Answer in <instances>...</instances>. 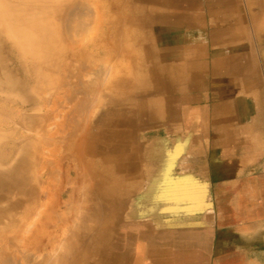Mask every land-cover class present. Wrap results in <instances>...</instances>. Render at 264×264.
Returning a JSON list of instances; mask_svg holds the SVG:
<instances>
[{
  "label": "bare ground",
  "instance_id": "1",
  "mask_svg": "<svg viewBox=\"0 0 264 264\" xmlns=\"http://www.w3.org/2000/svg\"><path fill=\"white\" fill-rule=\"evenodd\" d=\"M97 1L0 0V264L154 258L145 244L138 260L144 240L138 235L123 234L120 246L114 239L129 228V179L139 180L163 148L147 151L139 134L142 111L160 112L162 67L154 57L143 69L141 58L119 42L115 19H101L119 4L98 7L94 19L88 11ZM138 1L148 12L141 13V28L154 30L166 7Z\"/></svg>",
  "mask_w": 264,
  "mask_h": 264
},
{
  "label": "crops",
  "instance_id": "2",
  "mask_svg": "<svg viewBox=\"0 0 264 264\" xmlns=\"http://www.w3.org/2000/svg\"><path fill=\"white\" fill-rule=\"evenodd\" d=\"M229 74L237 77L235 70ZM238 86L207 103L198 97L181 104L184 120L171 115V133L162 138L169 139L168 164L160 153L137 173L146 182L155 174L164 178L156 188L162 193L147 207L153 228L132 233L144 238L138 260L145 244L154 252L138 264H264V104L257 88Z\"/></svg>",
  "mask_w": 264,
  "mask_h": 264
},
{
  "label": "rangeland",
  "instance_id": "3",
  "mask_svg": "<svg viewBox=\"0 0 264 264\" xmlns=\"http://www.w3.org/2000/svg\"><path fill=\"white\" fill-rule=\"evenodd\" d=\"M114 1L98 0L97 4L90 6L92 9L88 12L95 13L98 7L103 5L105 7L107 2ZM150 2V7H153L154 2L166 7V18L162 17L158 25L153 24L152 31L144 30L140 26L143 14L147 16L148 12H146L147 6L138 0H116L121 7L119 11L114 8L113 12L106 10L105 13L100 14L101 19L105 21L115 19L112 22L120 28L119 42L130 47L134 56L141 58L144 70L148 71L154 57L162 67L161 79L164 85L155 98L158 106L154 108L160 112H155L151 108L145 109L144 113L142 111L139 134H143L145 138L141 139V142L145 143L147 151L151 149V146L163 147L156 150L159 154L163 153V158L167 157V165L171 156L168 150L169 139L162 138H169L167 136L171 133V115H178L179 119L184 118L185 111H180V108L184 109V105L181 106V104L199 101L198 97L200 101L207 103L212 100L213 94L219 91L222 94L229 92L234 85H240L241 81V90L257 88V101L259 104H264V0H152ZM97 15L96 13L93 15L94 19ZM152 19L151 17L150 23ZM99 26L100 22L97 21L95 27L99 28ZM142 42L143 46L139 47V43ZM235 66H239L243 73L238 72L237 77L233 78L230 74L227 75V72L230 69L234 71ZM182 67L186 69L184 74L176 72ZM222 70L225 73L220 74ZM227 76L232 78L228 80ZM144 83L150 89L155 86L151 74H146ZM246 83L248 86H245ZM202 97L203 100H201ZM214 97L216 98L217 95ZM101 103L94 107L97 108ZM177 104L178 109L175 107ZM161 139L163 141L160 143ZM165 170L167 172L169 169L163 166L162 171L165 172ZM160 177L164 181L161 174H155L153 181L150 177L147 182L145 179H129L125 187L129 228L118 230L114 239L115 246L121 245L123 234L133 232L138 234L139 231H145L148 227L153 228L154 211L151 208L156 202L157 194L162 193L156 190L161 182ZM166 181L168 186L169 180ZM148 185L150 189H147ZM68 191L69 188L67 190L69 194ZM66 198L68 199V196H65L63 201H66ZM167 198L163 197L162 202L169 203ZM157 214L159 215V209ZM134 223H138L139 226ZM156 224L158 225V222ZM163 225L175 227L177 222H165ZM125 241L127 243V239L123 240ZM144 263L146 262L143 261Z\"/></svg>",
  "mask_w": 264,
  "mask_h": 264
}]
</instances>
